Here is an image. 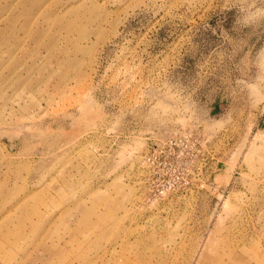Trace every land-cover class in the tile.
I'll list each match as a JSON object with an SVG mask.
<instances>
[{
    "label": "rangeland",
    "instance_id": "374dc122",
    "mask_svg": "<svg viewBox=\"0 0 264 264\" xmlns=\"http://www.w3.org/2000/svg\"><path fill=\"white\" fill-rule=\"evenodd\" d=\"M234 2L0 0V264H264V112L226 83L264 24ZM175 134L214 191L150 205L139 163Z\"/></svg>",
    "mask_w": 264,
    "mask_h": 264
},
{
    "label": "built area",
    "instance_id": "2783aa9c",
    "mask_svg": "<svg viewBox=\"0 0 264 264\" xmlns=\"http://www.w3.org/2000/svg\"><path fill=\"white\" fill-rule=\"evenodd\" d=\"M205 144L192 135L175 134L161 145L145 149L139 163L144 200L150 205L173 198L187 201L206 186L214 191L207 175L214 172L210 167L214 152Z\"/></svg>",
    "mask_w": 264,
    "mask_h": 264
},
{
    "label": "clouds",
    "instance_id": "9594fccd",
    "mask_svg": "<svg viewBox=\"0 0 264 264\" xmlns=\"http://www.w3.org/2000/svg\"><path fill=\"white\" fill-rule=\"evenodd\" d=\"M237 9L238 15L236 24L241 28H256L264 24V0H235L233 6L225 9ZM225 40L231 43V39L227 33H222ZM246 42L241 41L236 50L244 46ZM223 59V53L217 54ZM251 57V52L245 54L241 61V76L233 82L227 81L229 92L233 98L241 95L246 96L247 104L253 111L259 110L264 112V48H261L254 58ZM254 67L256 73L254 77H248V71ZM228 113L225 115L227 116ZM223 116L219 120H213L214 123H223Z\"/></svg>",
    "mask_w": 264,
    "mask_h": 264
},
{
    "label": "crops",
    "instance_id": "0c3cea01",
    "mask_svg": "<svg viewBox=\"0 0 264 264\" xmlns=\"http://www.w3.org/2000/svg\"><path fill=\"white\" fill-rule=\"evenodd\" d=\"M211 165H214V163H211L210 164V167L212 168V166ZM215 178V175L213 176V179ZM216 190H217V188H216ZM226 192V191H225ZM222 196V195H221ZM223 197V196H222Z\"/></svg>",
    "mask_w": 264,
    "mask_h": 264
}]
</instances>
